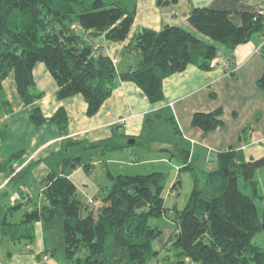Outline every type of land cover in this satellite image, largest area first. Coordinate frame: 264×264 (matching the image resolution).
<instances>
[{
    "label": "trees",
    "instance_id": "16d2710c",
    "mask_svg": "<svg viewBox=\"0 0 264 264\" xmlns=\"http://www.w3.org/2000/svg\"><path fill=\"white\" fill-rule=\"evenodd\" d=\"M157 1L160 5L178 3ZM135 15V9L122 0H0V118L11 111L3 86L10 75L26 106L43 97L36 90L33 73L39 62L55 79L58 98L81 94L87 114L93 116L121 81L135 83L151 103H158L164 99L163 81L167 77L190 65L209 70L220 46L233 51L255 35L264 34V13L242 12V22L236 24L228 11L193 7L187 11L192 29L166 24L159 31L137 30L129 47L138 53L139 62L135 68L118 73L114 61L97 52L93 39L105 35L112 41H125ZM257 84L264 93V75ZM222 114L221 108L196 113L192 125L206 135L224 125ZM30 116L37 125L55 122L67 135L64 108L50 120L40 107ZM121 138L113 136L93 146L101 147L102 152L118 149ZM172 152L184 169L192 171L194 189L186 206L176 208L175 229L165 247L163 263L264 264V246L252 242L258 231H264V208L260 216L255 201V175L264 166V156L246 160L243 151L235 147L220 152L215 168L206 174L209 190L205 193L189 162V152L178 147ZM78 160L63 159L59 171L41 182L44 204L40 208L31 207L32 201L27 202L23 193L16 205L0 204V242H32L36 222L61 218L64 264H161V251L153 243L163 231L149 220L168 215L162 194L164 174L110 175L111 184L101 189L104 209L100 213L99 208L93 209L86 215L88 203L73 180L61 172L78 167ZM19 173L14 176L15 184L21 181ZM22 208L25 212L20 219L11 221L9 217Z\"/></svg>",
    "mask_w": 264,
    "mask_h": 264
},
{
    "label": "crops",
    "instance_id": "0c3cea01",
    "mask_svg": "<svg viewBox=\"0 0 264 264\" xmlns=\"http://www.w3.org/2000/svg\"><path fill=\"white\" fill-rule=\"evenodd\" d=\"M140 1L142 0H138V2ZM185 7L184 19L186 21L180 24L175 20L163 19L164 15L161 14L162 17L155 14L151 17L136 18L137 13L134 27L137 23H141L142 28L159 31L166 24H177L190 29L187 11L193 7L228 11L231 20L236 24H241L240 13L242 12L264 13V0H205L204 4H199V6L190 0ZM173 11L176 14L173 15ZM171 14L178 16V11L173 9ZM167 16L169 14H165V17ZM152 18L155 19V22L150 21ZM135 32L131 31L128 39L120 42L108 40L97 43L93 39V45L97 52L108 55L114 61L118 73L135 68L139 62L138 53L131 51L129 47L131 46L129 44L131 37ZM258 36L233 51L220 46L219 54L213 60L209 70H202L197 66L190 65L183 72L164 79V99L158 103H151L135 83L119 82L112 95L103 103L97 117L90 119L93 124L85 130L70 132L67 135L58 134L55 127H51L49 124H45L40 134H37L36 130L33 131L34 125L30 123L33 109L40 107L45 118H50L59 107L67 110L71 100L58 102L55 99L58 85L43 63H37L33 73L36 90L44 95L32 105L24 104L18 93L14 76L10 75L4 81L3 86L11 105V111L0 118V204L3 206L16 205L23 193L27 202L32 201L31 207L40 208L44 204L41 182L51 172H58L63 161L62 159L57 164H48L45 159L53 153H60L64 142L68 141L66 145H72L74 143H69V141L78 142L87 139L94 144L113 136L126 135L136 138L140 136L142 127L139 121L154 114L165 120L167 124H173L175 129V136L160 140L164 147L161 151L165 154L157 160L172 162V158L175 157L172 151L175 147L188 151L191 163L207 160L212 170L216 166L217 155L230 147L241 149L246 160L261 158L264 153L259 156L251 152L248 153V150L256 144H264V114L259 112L261 108L264 109V93L257 84L264 75V57L262 55L264 34ZM127 51L133 53L134 57L126 55ZM229 56H232L233 63L227 70L221 65V62ZM219 108L223 110L221 119L224 125L222 127L204 135L200 128L192 125V119L196 113H209ZM102 114L103 117H101ZM258 115L259 120L256 122ZM82 117L85 115L82 114ZM95 118L99 122H95ZM23 121L24 124H22ZM125 125L126 127H124ZM122 128L124 131L127 129L126 132L120 133ZM10 135L12 137L15 135L16 139L12 138L11 141H8L7 137ZM20 138H25L26 142L19 143ZM149 138L154 139L153 137ZM250 138H254V140ZM249 139L251 143H247ZM106 154V151L103 152L104 156ZM36 161H41V163L31 169ZM136 166L130 165L132 168ZM61 172L65 176L68 175L64 170ZM106 172L108 177L123 174L111 170ZM156 172L164 174L162 171ZM17 173L22 175V178L18 184H15L14 176ZM67 177L72 179L71 176ZM75 185L77 186L76 183ZM177 185L179 183H176L173 188H176ZM77 190L82 197V190H79L78 186ZM14 196H17L18 199L13 200ZM90 204H95L97 208L102 206V202L99 204L88 203V205ZM88 208L90 209V206ZM23 212H25V208L19 209L14 216L9 217L10 220L20 219ZM63 226L64 221L61 218L50 222L40 221L34 225L32 242L2 240L0 242V264H64L66 244Z\"/></svg>",
    "mask_w": 264,
    "mask_h": 264
},
{
    "label": "rangeland",
    "instance_id": "374dc122",
    "mask_svg": "<svg viewBox=\"0 0 264 264\" xmlns=\"http://www.w3.org/2000/svg\"><path fill=\"white\" fill-rule=\"evenodd\" d=\"M122 2L129 4L130 9H135V16H137L138 13V16L136 18H142L144 16L151 17L155 16V14H158L160 17L164 15L162 17L163 19L168 18L170 21L175 20L180 24L183 21H186L184 19V11L186 10L185 6L187 2L189 3L190 0H179L178 3L172 5H160L157 0H142L140 2H138V0H122ZM204 2L205 0H193V3L198 6L199 4H204ZM157 8L161 9L157 11ZM173 9H176L178 11V16H172L171 11ZM165 14H169V16L165 17ZM150 21L155 22V19L152 18ZM140 29H143L141 27V23H137L135 27L133 24L131 31H137ZM190 29H192V27ZM258 37V35H255L252 40ZM108 40L109 39H107L105 35H99L95 38V41L97 43L105 42ZM109 41L111 42L112 40ZM126 55H131L134 57V54L129 51L126 52ZM55 99L58 102L71 99L68 103V109L66 110V115L68 118L66 128L67 134H69L70 132L81 131L89 128L93 124L91 122L92 120L90 119L93 117H97L96 115L100 113L98 112L93 116H89L87 114L85 99L81 94L65 99H59L56 93ZM60 108L62 107H59L57 111ZM57 111H55L54 114ZM259 112H262L264 114V109L261 108ZM82 114H84L85 117H82ZM53 115L47 119L50 120ZM2 117L3 115L1 116V118ZM101 117H103V114L101 115ZM257 120H259V115L256 117V122H258ZM95 122H99V120L95 118ZM30 123L34 125L35 128L33 127V131L36 130L37 134H40V131L45 124H49L51 127H55L58 134L63 135L60 127L55 122L48 121L44 124L37 125L32 121L30 117ZM139 123L142 126L139 137L130 138L126 135L122 136L119 141L120 148L106 151L107 154L105 156L103 155L101 147H95L90 140L83 139L72 145H66L67 142H64L62 144V150L60 153H53L45 160L48 161V164H57L62 159L67 157L79 159L78 167L74 168L70 166L65 168L64 171L67 172V176L72 177L74 182L77 184L78 189L82 190V199L87 203H90V201H92L96 204L102 202L101 189L111 184V179L110 177H108L106 172L107 170L118 173L121 172L123 174L134 173L135 175L151 174L156 171H162L165 176L164 189L162 194L165 198L164 204L168 208V215L158 219L151 218L149 220V223L153 226L160 227L163 231L159 238L154 241L153 247L156 250L161 251L160 262L161 264H164L163 259L166 255V252L164 251L165 245L166 243L171 241L175 229L173 220L175 218L176 208L182 210L186 206L194 189V175L191 170L184 169V165L180 163L175 157H173L171 160L173 163L170 161L162 162L160 160H157L160 159L161 156H164L163 154H165L161 151L164 147L162 146L163 144L160 142V140L162 141L163 139H170V137L175 136V129L173 124H167L165 120H162V118L158 117L156 114L151 117H144L139 121ZM22 124H24V121L22 122ZM23 126L26 127L25 125ZM124 127H126V125ZM126 130L124 131V128H122L120 133H124L126 132ZM149 137H153L155 140L150 139ZM155 137H158L159 139ZM12 138L16 139L15 135H13V137L10 135L9 137H7V140L11 141ZM254 138L250 139L254 140ZM250 139L249 141H247V143L250 142ZM132 140H134L136 143L129 145V142ZM18 141L19 143L26 142V139L20 138V140ZM250 152L252 154H255L256 156L262 155L264 153V144H256L253 148L248 150V153ZM40 163L41 161H36L34 167L32 166L31 169L36 168V165ZM93 165L95 166L93 167ZM130 165L137 166L132 168L130 167ZM192 165L194 166L195 174H197V178L200 181V188L203 190V192L206 193L207 190H209V183L206 174L212 171V168H210L207 160L205 159L200 162L194 161L192 162ZM86 167L88 169H86ZM90 168L92 169L91 171ZM255 179L258 181V197L255 198V201L258 207V212L261 216L264 208V166L257 170ZM176 183H179V185H177L176 188H173ZM241 186L243 187V185ZM92 205L93 204L89 205L90 209L85 213L86 215L93 209H98L95 204L93 206ZM252 242L257 246L263 247L264 231H258L255 234Z\"/></svg>",
    "mask_w": 264,
    "mask_h": 264
},
{
    "label": "built area",
    "instance_id": "2783aa9c",
    "mask_svg": "<svg viewBox=\"0 0 264 264\" xmlns=\"http://www.w3.org/2000/svg\"><path fill=\"white\" fill-rule=\"evenodd\" d=\"M172 14L174 15V14H176V12L173 11ZM232 63H233V58H232V56H229V57L225 58V59L221 62V65H222L225 69L229 70L230 67H231V65H232ZM18 171H19V170H18ZM17 199H18L17 196H14V197H13V200H17ZM90 202H92V201H90Z\"/></svg>",
    "mask_w": 264,
    "mask_h": 264
},
{
    "label": "water",
    "instance_id": "95a60500",
    "mask_svg": "<svg viewBox=\"0 0 264 264\" xmlns=\"http://www.w3.org/2000/svg\"><path fill=\"white\" fill-rule=\"evenodd\" d=\"M134 143H135L134 140H132V141L129 142V144H134ZM103 209H104V206H101V207L98 209V213H100Z\"/></svg>",
    "mask_w": 264,
    "mask_h": 264
}]
</instances>
